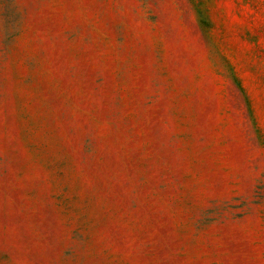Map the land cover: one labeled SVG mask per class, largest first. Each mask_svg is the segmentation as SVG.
Segmentation results:
<instances>
[{"label":"rangeland","instance_id":"1","mask_svg":"<svg viewBox=\"0 0 264 264\" xmlns=\"http://www.w3.org/2000/svg\"><path fill=\"white\" fill-rule=\"evenodd\" d=\"M0 264H264V0H0Z\"/></svg>","mask_w":264,"mask_h":264}]
</instances>
